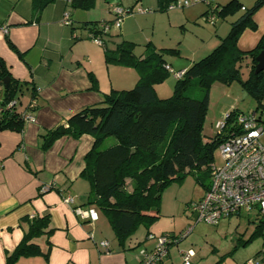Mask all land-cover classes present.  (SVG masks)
Masks as SVG:
<instances>
[{
    "label": "trees",
    "instance_id": "obj_1",
    "mask_svg": "<svg viewBox=\"0 0 264 264\" xmlns=\"http://www.w3.org/2000/svg\"><path fill=\"white\" fill-rule=\"evenodd\" d=\"M57 1L30 0L33 14L38 18L46 7ZM65 1L73 10L94 8V0ZM174 1L157 0L158 9L165 11ZM263 4L264 0H255L250 9H245L230 23L226 36L206 57L193 62L180 78H176L172 95L164 99L158 98L154 90L170 74L165 69L169 64L161 52L146 46L144 54L136 57L134 45L126 41L109 50L103 40L109 32H104L100 26L111 22L82 23L87 39L98 37L102 40L105 64L133 68L138 80L132 89L111 90L103 95L100 104L73 113L63 124L41 133L39 149L46 151L56 140L66 136L78 139L89 135L94 139L93 148L84 158L85 168L81 173L90 185L87 204L105 216L119 245L122 246L139 225L148 230L160 218L161 192L166 186L174 181L181 182L193 171L209 173L213 150L238 134L235 121L242 113L232 110L224 117L225 126L221 131L210 141L203 137L202 125L213 83L239 82L243 91L253 95L255 110L264 111V70L254 73L255 58L264 51V34L250 51L243 52L237 46L244 30L255 29L252 17ZM242 8L237 0H230L213 13L223 20ZM66 13L70 25V13ZM244 59L250 60V70L247 79L242 81L240 63ZM89 77L92 88L97 89V80L91 73ZM5 78L9 80L6 87ZM194 79L202 93L200 99L185 95ZM29 84L13 78L0 57V131L22 130L25 124L23 115L36 110V107H29L36 98V89ZM25 91L29 92L31 101L22 107L20 100ZM10 102L14 104L7 107ZM110 137L115 143L103 147V142ZM21 223H26L27 229L20 243L6 256L4 264H17L20 258L37 256L47 259L48 253L42 254L34 240L51 233L49 216L24 218ZM257 234L259 227L252 236Z\"/></svg>",
    "mask_w": 264,
    "mask_h": 264
},
{
    "label": "crops",
    "instance_id": "obj_2",
    "mask_svg": "<svg viewBox=\"0 0 264 264\" xmlns=\"http://www.w3.org/2000/svg\"><path fill=\"white\" fill-rule=\"evenodd\" d=\"M229 1L211 0L207 6L218 11ZM237 1L244 10L255 2ZM67 9V2L59 0L36 18L30 0H0V57L13 78L28 81L36 89L33 112L36 122L25 123L20 131H0V264H4L27 229L21 220L44 215L49 216L52 231L34 242L42 254L48 253V258H20L17 264H140L141 252L155 246L154 241H151L153 247L145 243L149 241L147 234L151 228L144 241L134 239V242L130 237L121 246L108 222L100 219L94 206L87 204L90 185L81 173L94 139L89 135L78 139L66 136L46 151L39 149L41 133L63 124L73 113L100 104L103 95L111 90L124 89L118 86L122 81L111 78L114 69L109 68L111 65L104 63L109 74L106 81L95 64L96 57L75 51L76 44L89 40L82 23L97 20H93L89 11L76 10L70 13L71 24L64 25L62 19ZM226 19L229 25L216 30L225 33L235 21ZM252 21L255 29L244 30L237 41L243 52L254 49L264 34V4L255 11ZM217 36L219 42L223 37ZM245 60L249 72L250 60ZM90 73L97 80V89L91 86ZM123 80L136 81L137 76L127 73ZM30 101L29 92L25 91L21 106H27ZM66 197L71 198V203H64ZM89 209L98 212L94 222L83 214ZM103 241L108 242V252L100 245ZM141 244L144 249L138 255L133 250ZM171 256L168 249L166 259ZM165 260L160 264H169Z\"/></svg>",
    "mask_w": 264,
    "mask_h": 264
},
{
    "label": "rangeland",
    "instance_id": "obj_3",
    "mask_svg": "<svg viewBox=\"0 0 264 264\" xmlns=\"http://www.w3.org/2000/svg\"><path fill=\"white\" fill-rule=\"evenodd\" d=\"M116 7L125 11L132 10L123 18L120 28L113 23L115 20L113 11ZM138 9L146 12L140 13ZM74 11L76 10L67 9L69 13ZM211 12L205 3H197L184 9L166 8L165 11H160L157 0H139L137 2L136 0H94V8L88 13L94 18L93 20L111 22L108 35L103 36L109 50H114L116 44L126 41L134 45L136 57L144 54L146 46L162 53L163 59L171 65L172 73L161 84L155 86L154 90L158 98L164 99L173 93L176 81L174 73L188 68L193 62L206 57L218 45L217 35L224 37L228 33V28L225 33L216 30L221 25L226 27L228 23H225V19L217 17L214 22H211L208 18ZM242 13L241 10H238L226 20L231 18L236 20ZM102 49L103 47L91 40H83L76 44L75 51L79 54L88 53L90 57H96L95 64L101 70L104 79L108 81L109 74L104 65ZM247 63L248 60L245 59L240 63L242 81L248 77ZM109 68H114L111 70V78L114 76L116 81H122L118 85L119 88H124L121 90H130L135 86L138 80L135 69L119 65H111ZM127 73H132V75L134 73L137 80L124 82L123 77L125 78ZM201 94L197 80H192L185 95L200 99ZM255 109L256 101L253 95L243 91L239 82L213 83L209 90L208 106L202 125L204 139L210 141L218 133L216 125L222 123L230 111L235 110L242 114H248L257 111ZM261 141L264 143V136ZM113 143H115L114 138H107L103 147ZM212 164L216 167L223 164L218 148L213 150ZM209 185L208 172L193 171L186 175L181 182L174 181L162 190L160 218L150 227V231L157 237L163 234L172 236L174 233L176 235L177 240L174 243L177 244L169 246L172 256L170 259H166L165 263L182 264L183 255L190 253L191 264H247L248 261L253 264H264L262 262L264 224L261 223L255 210L248 212L242 210L237 215L221 220L217 226L205 223L194 225V216L187 210V206L197 201ZM99 216L100 219L107 221L100 212ZM188 224L194 225L193 230L184 239H178L179 235L186 231ZM258 227L259 234L252 236ZM146 232L147 228L144 225H139L131 235V241L134 239H138L140 242L144 241ZM145 243H151L152 247L154 244L151 241ZM143 249L141 244L133 251L139 255Z\"/></svg>",
    "mask_w": 264,
    "mask_h": 264
},
{
    "label": "built area",
    "instance_id": "obj_4",
    "mask_svg": "<svg viewBox=\"0 0 264 264\" xmlns=\"http://www.w3.org/2000/svg\"><path fill=\"white\" fill-rule=\"evenodd\" d=\"M211 0H176L168 6V9H184L197 3L209 4ZM242 10H244L242 8ZM131 9L125 11L116 7L113 11L114 25L121 26L123 18L131 13ZM138 12L145 13V10L138 9ZM211 12L209 20L215 21V14ZM62 24L68 25V14L65 13ZM104 32L110 28V24L100 26ZM91 37V36H89ZM90 40L102 46V40L98 37H91ZM165 69L172 73V69L166 66ZM183 72L174 73L176 78H180ZM14 102H10L7 107H11ZM29 107L34 109L36 104L31 101ZM25 123L34 124L36 122L33 113L23 115ZM238 127V134L223 141L218 146L223 164L219 167L211 164L209 170L210 185L202 198L190 203L187 210L194 216V225L205 223L217 226L218 223L240 211L255 210L264 224V143L261 138L264 136V111H254L248 114H240L235 121ZM225 126L222 123L216 125V129L221 131ZM64 203H71V198L66 197ZM91 222L97 220V213L94 209H89L83 213ZM194 225H189L186 231L179 235L182 240L193 230ZM147 240L154 241L155 246L150 251L141 252L140 264H160L168 256L169 246L174 244L176 237L163 234L154 236L147 235ZM101 247L108 252V242H101ZM182 264L190 263V253L183 255ZM247 264H253L248 261Z\"/></svg>",
    "mask_w": 264,
    "mask_h": 264
},
{
    "label": "water",
    "instance_id": "obj_5",
    "mask_svg": "<svg viewBox=\"0 0 264 264\" xmlns=\"http://www.w3.org/2000/svg\"><path fill=\"white\" fill-rule=\"evenodd\" d=\"M254 73L257 74L264 70V51H261L255 58ZM8 78L4 79V87L8 85Z\"/></svg>",
    "mask_w": 264,
    "mask_h": 264
}]
</instances>
